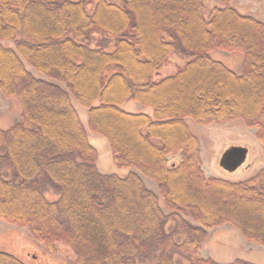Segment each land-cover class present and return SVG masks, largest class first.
<instances>
[{
    "label": "trees",
    "instance_id": "1",
    "mask_svg": "<svg viewBox=\"0 0 264 264\" xmlns=\"http://www.w3.org/2000/svg\"><path fill=\"white\" fill-rule=\"evenodd\" d=\"M210 1L0 0V91L21 106L20 120L0 128V220L51 251L69 246L73 264H175L172 252L197 256L223 225L264 247V168L238 182L208 175L188 123L241 120L264 147V22L234 0ZM214 51L229 62L242 55L240 70ZM175 55L188 58L163 75ZM72 99L124 176L99 171ZM127 102L152 113L125 110ZM143 177L157 182L169 213ZM42 178L60 189L57 199ZM0 264L26 263L0 250Z\"/></svg>",
    "mask_w": 264,
    "mask_h": 264
},
{
    "label": "rangeland",
    "instance_id": "2",
    "mask_svg": "<svg viewBox=\"0 0 264 264\" xmlns=\"http://www.w3.org/2000/svg\"><path fill=\"white\" fill-rule=\"evenodd\" d=\"M205 1L208 8L211 9L212 2L210 0ZM233 6L240 12L248 13L264 22V0H234ZM5 45L13 47L11 41H6ZM237 55L240 58L239 61L229 62L225 59L231 54L224 51H214L212 53L214 58H222L227 65L239 71L241 68L239 62L242 60V55ZM187 58V55L173 56V63L162 68L161 73L163 75L172 73L176 66L184 64ZM28 69L37 77L46 79L42 73L30 66H28ZM61 86L64 85L61 84ZM72 101L90 135V141L98 148L99 171L124 176L128 170L120 169L115 165L106 139L90 132L88 129L87 109L79 105L75 99H72ZM121 107L132 112L145 111L152 113L150 107L142 106L137 102H127ZM20 118L21 106L19 102L16 99L5 98L0 91V128L9 129ZM188 123L192 132L201 142L203 167L208 175L238 182L250 178L264 168V147L256 138V128L248 127L241 120L209 126L198 125L191 120H188ZM231 145L245 146L249 151L247 161L235 171H227L220 166L223 151ZM174 159H177V157H172V160ZM143 180L146 186L158 196L161 208L169 213L157 182L146 177H143ZM40 186L48 199L55 200L60 196V189L49 180L42 178ZM189 219L191 220V218ZM175 228V222L168 221L166 230L172 233ZM182 236V233L174 234V238L178 242L182 240ZM0 250L17 256L26 264H73L75 260V253L69 246L58 244L56 250L51 251L44 244L34 239L27 227L14 225L3 220H0ZM197 256L212 258L219 263H229L242 258L255 264H264V247L254 241L247 240L231 225H223L208 231V237ZM197 256L172 252L175 264H191ZM155 262L156 256H140L138 258L139 264H154Z\"/></svg>",
    "mask_w": 264,
    "mask_h": 264
},
{
    "label": "water",
    "instance_id": "3",
    "mask_svg": "<svg viewBox=\"0 0 264 264\" xmlns=\"http://www.w3.org/2000/svg\"><path fill=\"white\" fill-rule=\"evenodd\" d=\"M248 152L245 146L231 145L223 151L220 166L227 171H235L247 161Z\"/></svg>",
    "mask_w": 264,
    "mask_h": 264
},
{
    "label": "crops",
    "instance_id": "4",
    "mask_svg": "<svg viewBox=\"0 0 264 264\" xmlns=\"http://www.w3.org/2000/svg\"><path fill=\"white\" fill-rule=\"evenodd\" d=\"M207 172V171H206Z\"/></svg>",
    "mask_w": 264,
    "mask_h": 264
}]
</instances>
